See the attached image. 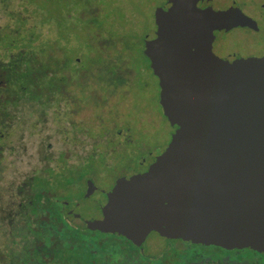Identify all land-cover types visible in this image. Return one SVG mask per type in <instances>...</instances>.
<instances>
[{"label":"flooded vegetation","instance_id":"obj_1","mask_svg":"<svg viewBox=\"0 0 264 264\" xmlns=\"http://www.w3.org/2000/svg\"><path fill=\"white\" fill-rule=\"evenodd\" d=\"M199 3L215 12L235 8L247 19L245 26L215 30L218 57L264 56L262 12L256 20L236 0ZM8 9L0 5V264H264V253L250 248L195 244L156 231L135 242L95 228L118 183L147 173L178 129L164 115L159 78L151 61L123 69L122 57L102 55V44L97 55L86 42L75 47L72 37L13 34ZM148 71L158 81L154 111L136 97ZM152 239L159 246H150Z\"/></svg>","mask_w":264,"mask_h":264},{"label":"water","instance_id":"obj_2","mask_svg":"<svg viewBox=\"0 0 264 264\" xmlns=\"http://www.w3.org/2000/svg\"><path fill=\"white\" fill-rule=\"evenodd\" d=\"M198 1L169 0L156 12L157 38L145 42L164 115L178 127L172 142L147 173L118 183L94 226L135 242L156 231L264 253V56L214 57L213 30L247 19L235 8L195 15ZM185 11L192 29L180 26Z\"/></svg>","mask_w":264,"mask_h":264},{"label":"rangeland","instance_id":"obj_3","mask_svg":"<svg viewBox=\"0 0 264 264\" xmlns=\"http://www.w3.org/2000/svg\"><path fill=\"white\" fill-rule=\"evenodd\" d=\"M50 0H38L36 2V6L38 8L48 10L50 9L53 11V13L56 14V20L62 23V26L64 27L65 31H68L71 35V37L74 39L75 47L79 45L80 47H83V42L85 41L88 43L87 38L88 36L96 31V28H91L88 33L84 32V21L81 20L79 14L81 11H76L74 8L73 3L75 0H71L70 2H60V0H55V7H52V5H49L48 2ZM97 7L100 9V15H99V23L103 20L104 26L106 27L108 32H111V38L120 39L122 37L126 38L129 45L128 50L124 48L123 44H118L117 48L112 49L110 51L111 55L116 58L119 56V53L125 51L124 57H122V65L123 69L134 67V65L138 64V68H146L147 65L149 66V58L144 53V46H145V39L143 40V35L147 38V40H151L155 37L157 38L156 34L158 31V25L156 22V12L158 10H163L164 12L169 11L173 5L169 2V0H92ZM109 3L110 10L106 14L110 13L112 14V20H108V17L106 15H102V2ZM202 0H199L195 5L192 7L194 10H191L195 15H202L201 13L206 12L208 9V6H201L199 7V2ZM204 1V0H203ZM238 4L240 5H247L246 8H244V11L247 13V15L252 16L253 19H258V13L262 12L264 14V10L261 8L264 6V0H236ZM92 3V2H90ZM170 5L169 8L168 5ZM256 6V7H255ZM84 7V6H83ZM82 7V8H83ZM89 7V6H88ZM209 8H211L209 6ZM214 11V10H213ZM241 11V10H240ZM66 15H69V19ZM189 12L185 11L182 17V21L180 22L181 28L192 29V27L195 25L194 19H189ZM244 15V14H243ZM205 16V15H204ZM203 16V18H205ZM246 16V15H244ZM247 17V16H246ZM202 17L198 18L201 19ZM207 18V15H206ZM94 19V18H93ZM91 17H88L85 22L86 29L90 27L89 22L93 20ZM259 20V19H258ZM179 31V26L177 27ZM215 30H213L212 33H214ZM49 35V34H48ZM54 37V36H50ZM47 38V36H46ZM141 38L143 42H140ZM242 41H246V37H241ZM213 41H214V34H213ZM248 42V40H247ZM213 47V42L211 49ZM131 48V49H130ZM212 55L216 58L218 57L212 49ZM221 59V58H220ZM151 65V63H150ZM153 70V68H152ZM154 71V70H153ZM144 77L139 78L138 85V91L136 93V97L139 101L143 100L149 107L150 111H154L155 107L151 106V103L153 102V99L156 98L158 89V81L157 79L152 75L151 72H144L142 73ZM141 74V75H142ZM155 75V74H154ZM145 86L146 90L142 87ZM137 100V101H138ZM138 101V102H139ZM142 102V103H143ZM139 108L146 107L142 105L139 102ZM92 106L95 107V109H92V112L98 113L99 112V105L95 104V102L92 100ZM146 107V108H147ZM125 109L123 108V111ZM148 111V109H146ZM149 116L151 117L150 113ZM128 119H131V113H129V116L127 115ZM145 123L148 121L146 118ZM139 125L143 126L144 124H141L139 121ZM164 126V125H162ZM168 124L164 126L165 132L161 134L160 140L162 143L167 144L169 140V130L167 131ZM150 246H159V243L157 240L152 239L150 241Z\"/></svg>","mask_w":264,"mask_h":264},{"label":"trees","instance_id":"obj_4","mask_svg":"<svg viewBox=\"0 0 264 264\" xmlns=\"http://www.w3.org/2000/svg\"><path fill=\"white\" fill-rule=\"evenodd\" d=\"M38 0H0V5L9 7L5 15L10 16L9 26L13 30V34L16 32H24L26 38H70L71 35L68 31L64 30L62 23L57 21L56 14L53 13L50 9L44 10L36 6ZM55 0H50L49 5L55 7ZM71 0H60V2H70ZM92 2V3H90ZM76 11H81L79 14L82 21H84V32L88 31L93 27L96 28V31L92 32L90 35L88 33V44L90 47L91 54L99 55L101 53V44H102V55H111L110 51L117 48V45L121 43L124 48L128 50L129 43L126 38L122 37L120 39L111 38V32L109 33L106 27L104 26V21L102 20L99 23V15L101 14L99 7L94 4L92 0H75L73 3ZM84 6V7H83ZM89 6V7H88ZM14 7H25L23 13H19L13 10ZM83 7V8H82ZM110 10L109 3L102 2V15H106L108 20H112V14L108 13ZM69 19V15H66ZM88 17H91L93 20L89 22L90 27L86 29L85 22ZM49 34V35H48ZM54 36V37H50ZM143 40L145 36L143 35ZM140 39V42L144 41ZM85 41L83 42V44ZM131 49V48H130ZM125 51L119 53L120 57H124Z\"/></svg>","mask_w":264,"mask_h":264}]
</instances>
